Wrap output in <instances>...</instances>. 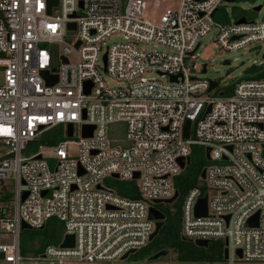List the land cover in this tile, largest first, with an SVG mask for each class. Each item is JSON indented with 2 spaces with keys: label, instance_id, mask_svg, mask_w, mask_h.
<instances>
[{
  "label": "built area",
  "instance_id": "built-area-1",
  "mask_svg": "<svg viewBox=\"0 0 264 264\" xmlns=\"http://www.w3.org/2000/svg\"><path fill=\"white\" fill-rule=\"evenodd\" d=\"M159 1L0 0V264L124 263L151 239L150 207L178 200L195 145L210 157L180 198V233L222 239L228 255L175 264H264V76L208 79L198 52L211 29L225 49L264 47V16L237 21L227 14L235 0H169L148 15ZM53 127L56 143L28 148ZM129 180L137 196L118 192ZM52 217L64 226L59 242L23 252L22 222Z\"/></svg>",
  "mask_w": 264,
  "mask_h": 264
},
{
  "label": "trees",
  "instance_id": "trees-1",
  "mask_svg": "<svg viewBox=\"0 0 264 264\" xmlns=\"http://www.w3.org/2000/svg\"><path fill=\"white\" fill-rule=\"evenodd\" d=\"M245 16L243 14L238 15ZM246 17V16H245ZM247 18V17H246ZM225 19V18H224ZM264 67L259 65H250L246 67V75L248 76H264V69L259 70L257 73L249 74V72L258 71L259 68ZM232 85L226 86V91L230 90ZM225 92V91H224ZM59 127H53L45 131L39 138L36 139L38 143L54 144L61 137L58 135ZM32 143V142H31ZM208 162L205 157L204 148L200 145H195L191 153L190 163L176 176V184L178 187L179 195L178 200L174 204L173 210L160 206L164 211L165 217L156 235L151 238L146 245L136 249L129 255L133 259H149L150 255L160 249H167L174 251L175 260L178 261H215L223 259L224 255V241L222 239L210 240L207 245H197L193 240L185 238L180 233V198L186 190L195 185L199 181L200 173L203 166ZM118 192L127 196H137L136 189L134 188V180L120 182ZM60 223L57 231H52L48 228V224ZM28 230L27 228L23 229ZM38 231L39 242L33 248L35 251L43 249L47 243H56L61 239L64 226L61 220L54 217L49 218L43 227L35 228ZM21 247V246H20ZM23 252L25 248L21 247ZM126 264V263H118Z\"/></svg>",
  "mask_w": 264,
  "mask_h": 264
},
{
  "label": "rangeland",
  "instance_id": "rangeland-1",
  "mask_svg": "<svg viewBox=\"0 0 264 264\" xmlns=\"http://www.w3.org/2000/svg\"><path fill=\"white\" fill-rule=\"evenodd\" d=\"M174 1L164 0L158 3H150L146 13L148 15H156L162 9L169 6ZM262 3L260 10L255 11L252 7L255 4ZM227 14L232 17L238 15H245L247 18H260L264 16V0H235L233 4H227ZM155 47V46H154ZM264 47L263 45L258 46H243L234 50H228L219 45L215 37V31L211 29L208 31L201 40V45L198 49L199 61L207 62V70L204 73L208 79H216L221 83L233 81L234 79L246 74V67L249 66L254 60L264 61L263 56ZM264 66V63L262 64ZM75 133L71 138H75ZM58 135H62L61 131ZM37 147V142H30L28 148L34 150ZM70 153H74V150H70ZM112 180L114 178H111ZM202 180V179H201ZM158 207L164 206L163 203H157ZM171 210L174 208L173 203L165 204ZM52 231H57L60 223H52L47 225ZM25 229V228H24ZM28 230L21 229L19 234L20 246L25 248V252H31L33 248L39 242V233L35 228H27ZM40 229V228H39ZM9 235L5 238L9 241ZM175 253L169 250L168 253L155 260H169L175 264ZM143 259H133L132 257H126L122 262L131 264L133 262L140 263ZM151 262V260H147Z\"/></svg>",
  "mask_w": 264,
  "mask_h": 264
},
{
  "label": "water",
  "instance_id": "water-1",
  "mask_svg": "<svg viewBox=\"0 0 264 264\" xmlns=\"http://www.w3.org/2000/svg\"><path fill=\"white\" fill-rule=\"evenodd\" d=\"M228 1H234V0H228ZM261 7V4H257V5H254L252 8L254 10H259ZM244 20V17H240L237 21H243ZM75 26V23L74 22H69L68 23V29H72L74 28ZM263 56H264V52H263ZM203 72H205L206 68L205 66L203 67ZM176 76H172V78H175ZM214 85H216V81H213L211 80L210 81V88L213 87ZM188 126H189V120H186L185 122V130H184V135L187 136L188 134ZM92 128L93 126L92 125H88V124H84L83 125V129H82V133L83 135H90L91 132H92ZM72 133V125L71 123L68 124V135H71ZM209 151H210V147L207 146L205 148V157L208 159L210 157V154H209ZM181 158V157H180ZM182 159V158H181ZM190 161V157H187V162ZM183 161H181V165H183ZM115 176L117 174H114ZM137 175V173L135 174ZM201 176H204V169L201 170V173H200ZM177 195V192L175 193V195L173 197H175ZM168 200H171V199H168ZM156 201H158L156 199ZM195 211L197 214H205L206 211H207V203H206V195H203L202 197H200L196 203V206H195ZM258 212L254 213L247 221V223L249 225H256L257 222H258ZM149 217L150 218H155L156 219V226H155V229L153 230V232L151 233L150 235V238H153L156 233L158 232L160 226L162 225L163 223V219L165 217V213L158 210L157 208L151 206L150 207V213H149ZM24 228H31L27 223L25 222H22L21 224V229H24ZM197 245H207L208 244V240L207 239H202V238H197L195 239L194 241ZM74 243V237H73V234L71 233H67L62 241V245L63 246H71L73 245ZM227 243V240H225V244ZM238 256H241V250L240 249H237L236 250ZM168 253V250L167 249H160L158 250L157 252L153 253L152 255H150L149 259H158L164 255H166ZM128 254V252H126L122 257H126ZM3 253L0 252V256H2ZM224 257H227L228 255V249L227 247L225 246L224 247V253H223Z\"/></svg>",
  "mask_w": 264,
  "mask_h": 264
}]
</instances>
